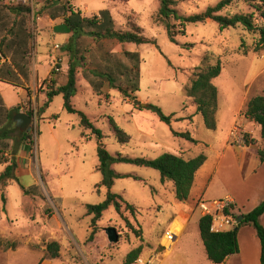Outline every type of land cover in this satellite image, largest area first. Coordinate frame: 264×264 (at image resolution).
Returning a JSON list of instances; mask_svg holds the SVG:
<instances>
[{
    "label": "rangeland",
    "instance_id": "rangeland-1",
    "mask_svg": "<svg viewBox=\"0 0 264 264\" xmlns=\"http://www.w3.org/2000/svg\"><path fill=\"white\" fill-rule=\"evenodd\" d=\"M47 1L50 0H33L31 17L35 22L38 16L49 21L40 11ZM176 1L178 13L184 15L203 12L220 2ZM71 3L84 16L100 15L109 9L118 28L127 29L132 21L143 28L145 36L155 40V43L137 45L111 38L83 39V47L88 49L84 53L88 58V69L103 66L106 55L121 69L123 65L132 66L134 63L126 51L138 52L141 60L140 90L133 94L135 100L125 99L108 83L99 93L94 91L79 70L78 86L81 88L73 103L102 130V142L107 150L113 155L150 159L166 152L186 159L204 153L207 160L186 201L176 198L173 182H163L159 170L125 162L113 164L115 172L128 176L116 178L111 191L134 204L135 210H128L125 203L120 212L110 206L93 223L94 215L88 213V205L101 203L109 192L108 187H98L103 179L98 170L99 141L91 130L80 126L77 114L64 108L63 95H56L41 113V119L40 112L37 113V139L35 141L31 133L34 138L27 142L32 151L24 156L29 161L25 160L18 180H11L3 190L6 201L0 193V236L11 244L0 247V264H38L41 254L34 248L40 249L52 241L60 244V256L52 258L47 249L46 256L63 264H125L127 254L140 245H143L140 256L162 253V264H214L207 257L200 235L199 200L209 201L230 194L247 209L254 200L257 186L264 181V166H257L253 171L250 161L244 164L223 144L228 137L229 142L239 137L244 140L245 134L256 141L257 147L261 143L260 126L246 117V120H240L247 101L257 94H264L263 74L253 85L245 84L256 58L264 60V51L252 50L258 33L250 32L242 25L221 31L216 21L207 20L188 23L186 34L176 36V44L156 18L158 0H71ZM251 10L249 4L238 2L223 13ZM173 22L178 25L176 20ZM39 39L42 52L40 76L46 77L55 62L53 59L50 64V53L54 51L55 43L64 42V35L49 29ZM205 55L210 56L211 63L220 59L223 66L221 74L213 80L219 92V122L214 130L205 126L193 98L186 94L193 70L201 65ZM65 75L60 73L58 78H62L59 80L65 79ZM92 78L98 81V78ZM49 86L54 85L48 83L47 88ZM42 87L44 84L38 86V94L45 92L46 88ZM43 104L37 103L36 109L39 111ZM136 104H142V107ZM146 105H156L166 115L174 114L172 124L162 121L159 114ZM109 116L131 135L130 142L118 140ZM173 129L190 130L198 142L174 135ZM3 169L0 164V174ZM182 214H187V219H182L184 227L174 223L179 231L184 229L179 240L164 247L163 243L167 244L164 232L175 217ZM108 227L117 229L118 241H110ZM248 227L254 230L252 225ZM29 237H35L34 244L30 243Z\"/></svg>",
    "mask_w": 264,
    "mask_h": 264
},
{
    "label": "trees",
    "instance_id": "trees-1",
    "mask_svg": "<svg viewBox=\"0 0 264 264\" xmlns=\"http://www.w3.org/2000/svg\"><path fill=\"white\" fill-rule=\"evenodd\" d=\"M158 1L160 5L156 18L166 29L170 40L176 44L178 43L176 36L179 34H186L188 23H200L206 22L207 20H214L218 23L221 31L242 25L246 30L258 33L259 37L253 45L252 50L254 52L264 51V0H220L218 4L208 7L205 11L192 15L178 13V10L176 9V0ZM238 2L249 4L252 10L244 13H223L225 9ZM8 9L11 13H15L19 18L14 20L13 25L8 32L11 35L17 36L19 40L15 43L18 47L16 49L13 47L14 49H12V51L20 54V51L23 50L22 59L24 61V63L21 64L20 61L13 56L12 64L22 73L26 81H28L29 73L26 67L28 60L26 56L31 52L30 41L33 37L32 27L30 25L32 19V7L24 3H17L9 6ZM40 11L52 19L63 18V21L70 28L72 34L69 42L64 47L69 57L67 81L64 85L59 87L49 86L45 89L48 100L43 104L39 111L37 110L40 112L39 119H41V113L49 105L52 98L56 95L62 94L64 98V108L70 113L77 114L80 117V126L85 130H91L93 136L95 135L98 139V154L100 158L98 170L103 174V179L98 184V187H108L109 192L106 199L101 203L88 205V213L94 215L92 220L93 223L100 219L103 212L110 206H114L115 209L120 212L123 203H125L128 210L132 212L135 210L134 204L125 201L122 195L111 191L116 178L128 176L117 173L112 169V165L118 162L148 166L159 170L163 182H173L176 198L179 201L188 200L195 182L196 174L207 160V156L204 153L190 159H186L182 155L170 152H166L155 159L131 157L128 155L124 156L122 154L113 155L107 150L105 144L102 142L104 138L102 130L95 126L87 113L78 109L73 103L74 97L78 95L81 88L78 86V73L80 69L82 70L84 78L88 80L93 86L94 91L96 90L98 93L101 91L105 83H108L112 89L118 90L125 99L132 98L135 100L137 98L133 94L140 90L139 80L141 60L138 52H125L134 63L132 66L123 65V69H121L119 65H115L111 62L112 58L109 59V56L106 55V63L103 66H99L96 69H88L86 67L88 64V58L86 54H84L88 49H84L82 43L85 37H90L94 41L111 38L116 39L120 43H135L137 45L155 43V40L145 36L143 28L132 21H129V28H118L109 9L103 10L100 15L84 16L81 11L74 8L71 0H50L47 1V4L44 5ZM174 20L178 22V25L173 22ZM21 36L26 37H24V43H20ZM5 43V41L0 43V49L7 56L8 52ZM189 46L192 47L193 45L189 44ZM242 48L245 49V53L248 52L244 42L242 43ZM6 66L8 67V72L13 73L12 65L8 64ZM222 68L223 66L220 59H218L216 63H211L210 56L205 55L202 59L201 65L194 68L190 85L186 87L187 96L193 98L197 105V113L202 115L205 126L212 130L216 129L218 125L217 112L219 107V92L213 80L221 74ZM52 73H55L54 69ZM122 76L124 77L122 78ZM92 77L98 78V81H94ZM136 106L142 107V104H136ZM145 107L154 109L159 114L162 121L170 125L172 124L174 114L166 115L162 109L156 105H146ZM16 111L10 113L12 123V117ZM27 113L33 116L32 110H28ZM242 114L248 120L255 122L260 126L261 143L258 147V154L260 161L264 162V94H257L251 97L247 101ZM109 122L115 136L120 142H130L131 135L121 128L112 116H109ZM15 131L17 132L14 137L15 145L11 146L10 143L6 144L3 143V141L11 138L10 134L13 130H9L8 125L0 126V164L6 165L5 169L0 174V193L2 194L4 201H6V195L3 190L11 180H18L16 175V170L18 168L17 147L33 138V135L28 131L21 132L17 127H15ZM172 131L174 135L178 137L185 138L194 143L198 142L190 130L177 131L173 129ZM90 137L91 136H88V138ZM244 142L248 145L256 143V141L250 139L247 134L244 135ZM6 152H9L8 155H5ZM263 213L264 200L253 210L245 213L243 220L233 229L220 233H213L210 231L211 217L201 216L199 219V230L208 259L214 264H220L228 257L239 253V229L245 224H250L256 229L260 239L261 264H264V226L260 222V217ZM233 215L238 220L240 213L236 210ZM1 246L9 247L11 244L5 242L2 237H0V247ZM47 251L52 258H58L60 256V244L57 241L48 243ZM142 251L143 245L131 250L126 256L125 264L131 263L139 257Z\"/></svg>",
    "mask_w": 264,
    "mask_h": 264
},
{
    "label": "crops",
    "instance_id": "crops-1",
    "mask_svg": "<svg viewBox=\"0 0 264 264\" xmlns=\"http://www.w3.org/2000/svg\"><path fill=\"white\" fill-rule=\"evenodd\" d=\"M9 6L11 5H5L3 3H0V43H2V41L6 42L5 45L7 46V52H8L6 56L7 58L6 62L0 67V126L8 125L9 130H13V132L10 134L11 138L5 139L3 143H6V144L10 143L11 146H14L15 145L14 137L17 134V132L15 131V127L18 128L16 121H15L16 114L20 112L27 113V111L29 110V106L31 104L32 106H35L37 105V103L42 104L43 102L45 103L48 100L46 90L44 93L38 94V89H37L38 86L41 87L44 84V87L42 88L47 89L48 83H53L54 87H59L66 83L67 73H68V68H69V65H68L69 57L64 47L69 42L72 32L70 28L63 21V18H62V21H57V19L59 18L52 19L51 17L47 16L49 18V21H48V20H43L41 16H38L36 19L37 21L35 22V18L32 17L30 21V25L34 33V38L32 37L30 41L31 52L28 54V56H26L28 60L26 67L29 73V79L28 81H26L22 73L18 71L15 68V66L12 64L13 56L18 61H20L21 64H23L24 61L22 59L23 50L20 51V54L12 51V49H14L13 47H15V49L18 47V45H16L15 43L16 41H19V40L17 36L11 35L8 32H9V29H11L14 20L19 19V18L16 16L15 13H11L9 11L8 9ZM32 14H33V9H32ZM49 29L55 33L64 35V42L62 44L55 43L54 51L50 53V64H52L53 59H55V62H53V64L55 66L56 63H58V66L61 68V71L59 73L53 74L52 73L54 69V66H53V68L49 70L48 75L46 77H43V76H40V66H41L40 55L42 54V52L39 50V45H40L39 37H41L44 32L49 31ZM24 37L25 36L20 37V43H24V39L26 38ZM57 45L59 47H57ZM8 64L12 65L13 73L8 72V69H7L8 67L6 66ZM60 73L66 74L65 75L66 78L63 80H59L62 78V77L58 78ZM261 74H263L264 76V60H260L256 58L255 62L253 63L252 70L246 76L245 84L253 85L256 82V80H258V78L261 76ZM52 75H54V77L53 79L50 80V76ZM43 81L45 82L43 83ZM242 108L243 107H241L240 109ZM13 111H16V112H14V115L12 117V121H13L12 123L10 119V113ZM244 118L245 116L241 115L240 120H244ZM27 131L29 132V127ZM228 138L223 144L227 149L231 150L234 153L237 159L242 160L244 164L250 161L253 164V171L257 166L258 167L264 166V162L260 161L257 145L246 144L244 140L242 139V137L237 138V140L233 142H229ZM28 144H29L28 142H25L24 144L18 145L17 147V150H18L17 151L18 168L16 170L17 177H19L22 168H24L23 164L25 160L28 159L24 156H28V154H31L32 150L30 149ZM8 153L9 152H6L5 155H8ZM2 165L4 166V169H5L6 165L5 164H2ZM197 174H196V177H197ZM195 182H196V178H195ZM226 195H230V194H226ZM226 195L214 197L211 199L221 198ZM263 200H264V181H262L260 185L257 186L256 191H255L254 200L252 201V203L247 209L243 204L238 202L237 199L235 201H236V205H237L240 215H244L245 213L253 210ZM185 218L187 219V214H182L180 217H175L172 223L174 224L178 222L179 227H184L181 224L184 223L182 219L184 220ZM260 222L264 226V213L260 217ZM249 225L250 224H245L243 226H245L246 228L244 227L242 230L239 229V233H238V240H239V246H240L239 253L228 257L224 262L220 264H261V242H260V239L258 237V234L255 228L254 230L247 229L249 228L248 227ZM34 239L35 237H32V238L29 237V241H32L30 243H33L34 241H36ZM47 244L44 245L40 249L34 248L35 251H39L41 254V258L39 259L38 264H63L62 262H59L58 260L54 261L53 259H50L46 256Z\"/></svg>",
    "mask_w": 264,
    "mask_h": 264
},
{
    "label": "built area",
    "instance_id": "built-area-1",
    "mask_svg": "<svg viewBox=\"0 0 264 264\" xmlns=\"http://www.w3.org/2000/svg\"><path fill=\"white\" fill-rule=\"evenodd\" d=\"M0 3L11 6L17 3H24L26 5H30L33 9V0H0ZM57 47L59 46L57 45ZM6 59V55L0 49V67L6 62ZM54 71L55 74L61 71L58 63H56V65L54 66ZM53 77L54 75L50 76V80L53 79ZM29 110L33 111V118L32 122L29 125V132L34 134L36 141L39 126L37 118L38 111L36 107L32 105L29 106ZM197 206L201 216L211 217L210 231L213 233H220L233 229L239 223L236 217L233 215L234 211L238 210V208L235 199L231 195L211 199L209 201L201 199L199 200ZM181 231L182 230L179 231L178 228L175 227L174 224H172L164 232V238L166 239L167 244L164 242L163 246L167 248V246L170 247L174 245L177 242ZM161 255L162 253L148 257L139 256L128 264H162Z\"/></svg>",
    "mask_w": 264,
    "mask_h": 264
},
{
    "label": "water",
    "instance_id": "water-1",
    "mask_svg": "<svg viewBox=\"0 0 264 264\" xmlns=\"http://www.w3.org/2000/svg\"><path fill=\"white\" fill-rule=\"evenodd\" d=\"M32 118L33 117L28 113L20 112L16 114L15 121L20 131L22 132L27 131L30 123L32 122ZM243 218H244V215H240L238 222H241ZM106 231H107L110 241L116 242L119 240V233L115 227H108Z\"/></svg>",
    "mask_w": 264,
    "mask_h": 264
},
{
    "label": "bare ground",
    "instance_id": "bare-ground-1",
    "mask_svg": "<svg viewBox=\"0 0 264 264\" xmlns=\"http://www.w3.org/2000/svg\"><path fill=\"white\" fill-rule=\"evenodd\" d=\"M175 227H176V225H175Z\"/></svg>",
    "mask_w": 264,
    "mask_h": 264
}]
</instances>
